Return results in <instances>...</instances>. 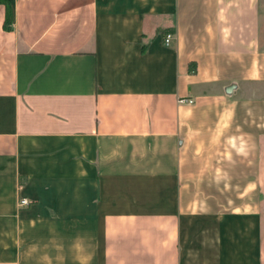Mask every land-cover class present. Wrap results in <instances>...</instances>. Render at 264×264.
<instances>
[{
	"label": "crops",
	"instance_id": "0c3cea01",
	"mask_svg": "<svg viewBox=\"0 0 264 264\" xmlns=\"http://www.w3.org/2000/svg\"><path fill=\"white\" fill-rule=\"evenodd\" d=\"M9 1L0 264H264V0Z\"/></svg>",
	"mask_w": 264,
	"mask_h": 264
},
{
	"label": "trees",
	"instance_id": "16d2710c",
	"mask_svg": "<svg viewBox=\"0 0 264 264\" xmlns=\"http://www.w3.org/2000/svg\"><path fill=\"white\" fill-rule=\"evenodd\" d=\"M0 3L6 7L4 27L10 29L12 27V8L9 0H0ZM168 32L165 33L167 35ZM195 70V69H192Z\"/></svg>",
	"mask_w": 264,
	"mask_h": 264
},
{
	"label": "built area",
	"instance_id": "2783aa9c",
	"mask_svg": "<svg viewBox=\"0 0 264 264\" xmlns=\"http://www.w3.org/2000/svg\"><path fill=\"white\" fill-rule=\"evenodd\" d=\"M172 38H173V34L170 33V32L167 33V35L165 37V42L167 44H169L171 42ZM188 101L191 103V102H193V99L189 98ZM30 203H31V201L27 197H22L20 199V204L21 205H25L26 206V205H29Z\"/></svg>",
	"mask_w": 264,
	"mask_h": 264
},
{
	"label": "rangeland",
	"instance_id": "374dc122",
	"mask_svg": "<svg viewBox=\"0 0 264 264\" xmlns=\"http://www.w3.org/2000/svg\"><path fill=\"white\" fill-rule=\"evenodd\" d=\"M0 4H2V3H0ZM248 199H249V198H248ZM237 200L240 201V198H237Z\"/></svg>",
	"mask_w": 264,
	"mask_h": 264
}]
</instances>
